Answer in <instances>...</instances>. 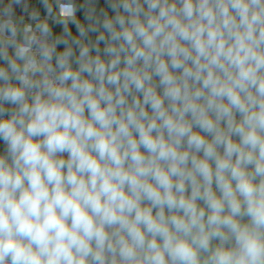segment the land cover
Instances as JSON below:
<instances>
[{
    "label": "clouds",
    "instance_id": "clouds-1",
    "mask_svg": "<svg viewBox=\"0 0 264 264\" xmlns=\"http://www.w3.org/2000/svg\"><path fill=\"white\" fill-rule=\"evenodd\" d=\"M39 5L0 0V264H264V0Z\"/></svg>",
    "mask_w": 264,
    "mask_h": 264
},
{
    "label": "trees",
    "instance_id": "trees-1",
    "mask_svg": "<svg viewBox=\"0 0 264 264\" xmlns=\"http://www.w3.org/2000/svg\"><path fill=\"white\" fill-rule=\"evenodd\" d=\"M34 4L39 7L40 6L39 5V0H34ZM100 4L103 5L104 4V0H100ZM41 11L43 12V9L42 8H41ZM78 16H80L81 19L83 18L82 17V13H78ZM59 30H60V28L57 27L56 28V31H59ZM72 30H73V32H75V27L74 26H72ZM2 149H3V142L0 141V150H2Z\"/></svg>",
    "mask_w": 264,
    "mask_h": 264
},
{
    "label": "built area",
    "instance_id": "built-area-1",
    "mask_svg": "<svg viewBox=\"0 0 264 264\" xmlns=\"http://www.w3.org/2000/svg\"><path fill=\"white\" fill-rule=\"evenodd\" d=\"M30 2H31L33 5H35V4H34V0H30ZM19 12H20V9H19V7H17V13L19 14Z\"/></svg>",
    "mask_w": 264,
    "mask_h": 264
}]
</instances>
